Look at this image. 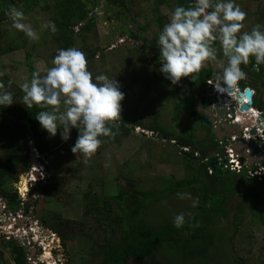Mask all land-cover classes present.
Returning <instances> with one entry per match:
<instances>
[{"label": "rangeland", "instance_id": "374dc122", "mask_svg": "<svg viewBox=\"0 0 264 264\" xmlns=\"http://www.w3.org/2000/svg\"><path fill=\"white\" fill-rule=\"evenodd\" d=\"M100 1L93 6V13L99 16L97 35L88 34L86 41L78 38L74 47L81 50L86 58L87 49L91 51L99 47L103 50L99 51L95 59L88 62V68L93 77L97 74H106L118 80L120 90L124 93L120 115L134 121V125H127L132 131L127 135L115 133L110 137H101L102 144L87 162L83 158L78 159L71 152V145L78 135L77 129H72L71 138L65 142L61 140L59 130L56 137H51L41 125L39 129L33 128L28 136V142L37 161L36 165L32 160L29 165L20 158L3 159L5 157L0 145V177L10 178L8 200H13L16 191L21 201L19 209H13L8 206V201L0 197V264H15L11 246L7 243L11 240L24 247L28 260L34 263L41 261L44 264H99V259L93 255L92 245L100 234L93 217L85 214V194L90 192L95 195H106L111 189H116V185H120L144 210H147L149 205L142 199L143 190L158 189L161 180L169 177L180 180L186 175L180 155L182 147L174 141L168 143L164 139L158 140L155 136L159 133L147 131L137 123L149 125L157 118L166 130L175 134L176 138L182 136L180 133L193 130L198 142H203L208 134L199 113L193 110L195 104L192 103L194 101L192 97L178 84L173 86L167 83L159 70L160 66L152 65L155 58L152 49L142 51L133 49L135 46L143 48L144 43L133 35L121 36L120 32L123 30L117 18L112 15L118 10L117 6L120 7L119 10H128V15L136 20L134 23L144 28L148 36H156L159 31L156 25L158 17L165 16L167 19L176 5L158 11L153 0H122L123 5L116 4L117 8H106ZM236 3L247 13L242 31L250 30L255 24L264 25V0H236ZM53 4V0H40L33 10H24L26 22L30 23L39 35L36 41L29 40L22 32L11 28L7 12L0 8V21H5L6 35L1 44L8 48L16 42L19 49L7 54L0 53V85L3 86L0 90L13 94L14 103L7 107L12 112H20L26 108L20 104L23 93L19 85L26 79L30 80V68L43 75L45 70L52 66L51 61L57 49L62 48L59 40L69 34L67 31L52 32L43 27L46 21H51L54 14ZM129 30H132V27ZM214 47H218L217 60L209 61L204 67L211 73L219 72L221 69L219 60L222 54L218 42ZM111 48L118 51L112 52ZM194 79L195 83H199L196 78ZM260 89L259 95L264 99V85ZM178 94L181 96L180 99ZM187 108V112H181ZM143 130L148 136L141 134ZM39 141L54 144V151L42 157L34 149L36 142ZM34 170L37 171V176L33 174ZM50 174L63 177L62 186L65 192L52 200L37 190ZM22 188H25L24 192ZM182 193L186 194L184 199L178 194L160 198L161 201L154 207L153 214L174 216L186 212L194 197L192 194ZM239 202L240 198L234 197L231 213L236 211ZM44 212L49 213L56 221L74 219L76 237L66 240L64 246L57 234L42 226L41 218ZM232 216L233 214L229 221H232ZM249 220L247 215L244 216L233 246L226 243L215 252L214 264H235V259L241 264H264V224L260 225L258 220L249 223ZM223 226L226 230L231 229L229 234L232 235L233 226L227 225V222L221 225L217 233L221 234V237L225 236L224 230L221 232ZM25 238L29 245L24 244ZM46 253L50 254L47 261L44 259ZM158 261H162L159 256L148 262L129 264H156ZM187 264L203 263L197 260Z\"/></svg>", "mask_w": 264, "mask_h": 264}, {"label": "trees", "instance_id": "16d2710c", "mask_svg": "<svg viewBox=\"0 0 264 264\" xmlns=\"http://www.w3.org/2000/svg\"><path fill=\"white\" fill-rule=\"evenodd\" d=\"M110 1L123 5L122 0ZM39 2L40 0H0V8L8 12L10 7L14 6L19 10L22 8L25 13L24 10H33ZM53 2L54 14L51 17V22L55 24L56 31L69 32L67 36L59 40L62 48L74 47L78 38L86 41L90 33L97 35L96 26L99 16L97 13H93V6L95 7L99 0H53ZM153 2L156 10L159 11L161 8H169L173 4L188 7L190 0H153ZM133 20L136 21L134 18ZM167 22L168 18L166 19L165 16L158 17L156 22L159 28L158 34ZM4 25L5 21H0L1 54L19 50L16 42L15 45L8 48L2 46V40L6 37ZM122 30L121 36L127 34L125 28ZM213 44L217 46L216 41ZM216 48L218 49V47ZM114 49L111 51H118ZM133 49L144 50L138 46ZM87 51V62L95 59L99 51L103 52L99 47H95L91 51L87 49ZM154 57L152 65L160 66L159 59L157 56ZM241 67L246 73V77L239 84H246L256 91L257 95L253 96V107L264 113V99L259 95L260 88L264 85V64L256 66L254 61H250L247 66L241 65ZM255 67L258 70H254ZM33 72V69L30 68V76ZM193 77L202 85L207 80L213 79V73L202 68L200 73L193 74ZM185 79L191 80L192 78ZM166 81L169 85H173L167 79ZM178 86L183 87L181 82ZM178 97L181 98L180 94ZM189 109L191 108L189 107ZM40 110L42 109L33 107L22 109L20 112H12L7 107H0V145L3 149V157H5L3 159L20 158L29 165L32 163V148L29 145L28 136L33 128L39 129L40 124L35 119V115ZM187 111L188 108L181 112ZM118 122V128H113L114 133L127 135L132 131L131 127L127 125H134V121L128 117L122 116ZM137 124L147 131L159 133L168 143L174 141L184 148L180 155L184 162L186 175L180 180L174 177L163 179L158 189L143 190L142 199L146 205H149L147 210H144L133 196L120 185H116V189H111L106 195H95L90 192L85 194V214L93 217L98 224L97 230L100 237L95 238L92 248L93 255L99 259V264L148 262L158 256L162 258V261H158L156 264H187L197 260H201L203 264H214L215 252L221 246L226 243L234 245L244 216L247 215L250 218L249 223H255L258 220L260 225L264 224V179L248 178L246 170L236 173L223 169L220 175L214 171L210 174V163L206 161L211 155L210 147L204 142H198L193 130L180 133L182 136L176 138L175 134L166 130L157 118H154L149 125L142 122ZM34 149L42 157H45L54 151L55 145L39 141L36 142ZM186 149L189 151H183ZM196 153L199 156L195 157ZM43 164L47 167L46 163L43 162ZM8 179L10 178L0 177V197L8 201L13 209H19L21 201L16 191L13 200H8L10 194ZM62 180V176L50 174L37 190L47 199L52 200L65 193ZM131 184L133 185V183ZM177 192L192 194L194 200L198 199L199 201L196 207L191 204L188 209L186 208V212H182L185 214V224L181 228L173 226L174 216L153 214L158 201L166 196H175L178 194ZM236 196L240 198V202L236 205V211L231 213V205ZM232 214L233 219L229 221ZM226 222L227 225L233 226V233L230 235L231 229L226 230L223 226L221 232L224 230L225 236L221 237L217 231ZM41 224L44 228L57 234L62 239L64 246H66L64 243L66 240H72L77 235L75 220L71 218L56 221L53 216L44 212ZM84 237L88 236L84 235ZM14 241L7 242L11 246L14 263L29 264L28 254L24 247ZM235 260V264H241L237 259Z\"/></svg>", "mask_w": 264, "mask_h": 264}, {"label": "clouds", "instance_id": "9594fccd", "mask_svg": "<svg viewBox=\"0 0 264 264\" xmlns=\"http://www.w3.org/2000/svg\"><path fill=\"white\" fill-rule=\"evenodd\" d=\"M6 15L11 28L31 41L39 39L22 10L13 6ZM246 15L236 0H190L188 7L176 6L154 39L159 70L165 79L176 85L182 78H194L193 74L200 73L209 61L217 60L213 46L216 41L222 56L221 70L213 73V85L221 93L238 88L246 77L241 65L247 66L250 61L256 66L264 64V25L255 24L242 31ZM43 27L56 31L51 21ZM51 64L43 75L34 71L30 80L19 85L23 93L20 104L27 109H42L35 119L51 137H56L59 130L61 140L67 142L72 129H77L71 152L87 162L102 144L101 137L115 135L113 128H118L117 121L121 119L124 93L117 79L106 74L93 77L84 53L76 47L57 49ZM13 103V94L0 90V107ZM185 195L178 193L181 199ZM198 203V199L193 200L192 206ZM172 222L181 228L185 214H175Z\"/></svg>", "mask_w": 264, "mask_h": 264}, {"label": "water", "instance_id": "95a60500", "mask_svg": "<svg viewBox=\"0 0 264 264\" xmlns=\"http://www.w3.org/2000/svg\"><path fill=\"white\" fill-rule=\"evenodd\" d=\"M134 27H139V24L135 23ZM185 82L186 79L182 78L181 83ZM188 84L185 89H189ZM237 89L238 91L233 89L219 94L212 88L209 93L210 97H207L205 93H201L199 99L194 97L197 101L195 103L196 111L202 117V123L210 126L216 136V141L209 144V150H211L209 161L210 167L217 175L223 172L224 165L229 157L228 149L232 150L234 157L238 156L242 163L247 162L250 168L255 162L264 160V113L262 110L255 108H252L251 111V105L254 104V92L248 85L239 84ZM245 99L248 101L247 104L244 103ZM237 117L241 120L240 123L234 122ZM247 125L250 126L249 132H247L250 136L249 142L243 139L244 128ZM141 134L148 136L145 130ZM155 137L158 140L163 139L160 134ZM233 137L237 138L236 141H233ZM31 160L35 165L37 164L34 153H31ZM33 174L38 175L37 171H34ZM24 244L28 245L26 238ZM30 264L44 263L31 261Z\"/></svg>", "mask_w": 264, "mask_h": 264}, {"label": "flooded vegetation", "instance_id": "af4514ba", "mask_svg": "<svg viewBox=\"0 0 264 264\" xmlns=\"http://www.w3.org/2000/svg\"><path fill=\"white\" fill-rule=\"evenodd\" d=\"M100 2L103 3L106 8H117L118 7L117 8L118 10L113 12L112 15L114 17H116L117 20L119 21L120 27L121 28H125V30L127 31L128 35H133L134 38H136V39L140 38L141 42L144 43L143 49H152L153 50V55L157 56V58L159 59V51H158V49L156 47V44H155V41H154V39L158 36V33H157L156 36H148L147 31H145L144 28H142V27L135 28L134 27V24L136 22L134 23V20L128 15V10H126V11L119 10L120 7L119 6L116 7L117 3L111 2L110 0H101ZM131 27H132V30H129V28H131ZM137 44H138V42H137ZM192 79H194V78H192ZM192 79L191 80L190 79H186V82L182 83L183 87L181 88L182 90H185V92L190 97H192V99L194 100L192 103L195 104L197 102L194 97H197V99H199V96H200L201 93H205L207 95V97H210L209 93L211 92L212 87L209 86V82H213V79L209 80V81L207 80L202 85H200L199 83H195L196 82L195 79L194 80H192ZM187 84L189 85V89H185V86ZM196 90H197V92H195ZM254 92H255L254 95H257L255 90H254ZM194 94H195V96H194ZM190 100H191V98H190ZM193 110L194 111L197 110V107H195L194 105H193ZM257 110H259V109H257ZM200 120L202 121V117H200ZM202 124H204V123H202ZM203 127L205 128V131L209 134V135L206 134V137L203 140V142L208 144V147H209L210 142H215L216 141V136L213 134L212 128L210 126H206L204 124ZM183 151H186V150H183ZM195 157H197V156H195ZM8 206L11 207L9 204H8ZM33 253H34V251L32 252V254ZM30 262L31 261H29V264H30Z\"/></svg>", "mask_w": 264, "mask_h": 264}, {"label": "built area", "instance_id": "2783aa9c", "mask_svg": "<svg viewBox=\"0 0 264 264\" xmlns=\"http://www.w3.org/2000/svg\"><path fill=\"white\" fill-rule=\"evenodd\" d=\"M209 86L213 87L214 90L216 91V89L213 85V82H209ZM236 90L238 91L237 88H236ZM216 92H218V91H216ZM218 93L220 94L221 92H218ZM223 93H226V92H223ZM254 94H255V92H254ZM244 103L247 104L248 101L245 99ZM252 108H253V105H251V111L253 110ZM238 110H239V107H238ZM234 122L240 123L241 120L237 117ZM249 129H250V126L247 125L244 128V134H243V139L247 142H249V139H250V136L247 134V132H249ZM236 139H237L236 137H233V141H236ZM186 151H189V150L186 149ZM228 153H229V157L227 158V161L224 165V170H229V171H233L236 173H241V172L246 170L248 178H258V180L264 179V160L259 161V162H255V164H253L250 168L249 164L247 162L242 163L239 160L240 158L238 156L234 157L232 150L228 149ZM196 156H199V154L196 153ZM206 161H208L210 163L209 158H207ZM220 161H222V160H220ZM213 171L214 170L210 167V170H209L210 174H212Z\"/></svg>", "mask_w": 264, "mask_h": 264}, {"label": "bare ground", "instance_id": "6f19581e", "mask_svg": "<svg viewBox=\"0 0 264 264\" xmlns=\"http://www.w3.org/2000/svg\"><path fill=\"white\" fill-rule=\"evenodd\" d=\"M34 171H36V170H34ZM26 181V180H25ZM21 186V185H20ZM25 189V188H24ZM23 188H22V191L24 192L25 190H24ZM21 191V192H22ZM48 255H50L49 253H46V255L44 256V259H46L45 261H47V259H49L48 258ZM52 264V263H51Z\"/></svg>", "mask_w": 264, "mask_h": 264}]
</instances>
